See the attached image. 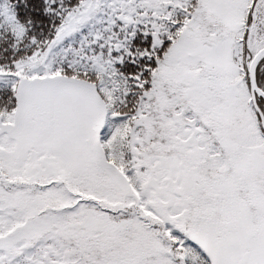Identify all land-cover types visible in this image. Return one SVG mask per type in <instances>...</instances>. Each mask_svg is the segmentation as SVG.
I'll return each mask as SVG.
<instances>
[{
	"label": "snow or ice",
	"instance_id": "1",
	"mask_svg": "<svg viewBox=\"0 0 264 264\" xmlns=\"http://www.w3.org/2000/svg\"><path fill=\"white\" fill-rule=\"evenodd\" d=\"M0 264H264V0H0Z\"/></svg>",
	"mask_w": 264,
	"mask_h": 264
}]
</instances>
